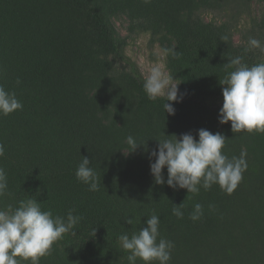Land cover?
Listing matches in <instances>:
<instances>
[{
	"label": "trees",
	"instance_id": "16d2710c",
	"mask_svg": "<svg viewBox=\"0 0 264 264\" xmlns=\"http://www.w3.org/2000/svg\"><path fill=\"white\" fill-rule=\"evenodd\" d=\"M252 1L264 5V0H0V85L23 104L22 110L0 115L5 146L0 167L11 192L0 198V208L35 198L54 216L74 209L82 217L75 235L65 234L39 264H128L118 237L145 227L153 213L160 217L161 237L175 245L169 264H264V133H233L230 121L218 119L219 81L234 70L225 63L237 56L249 66L264 62V51H246L249 38L264 42V12L255 18L246 12ZM217 12L233 13L238 21L207 20ZM119 17L128 19V37L148 34L162 50L180 52L166 57L183 97L168 102L174 115L163 109L166 98L150 100L144 92L145 78L127 57L126 37L117 29ZM199 129L229 139L224 149L229 157L247 153V170L232 194L214 184L193 196L154 182L155 158L149 155L154 139L189 132L198 139ZM129 135L146 145L128 153ZM82 157L97 173V191L75 176ZM163 175L166 180V168ZM172 203H183V218L172 214ZM195 203L204 206V216L194 222L189 216Z\"/></svg>",
	"mask_w": 264,
	"mask_h": 264
},
{
	"label": "clouds",
	"instance_id": "9594fccd",
	"mask_svg": "<svg viewBox=\"0 0 264 264\" xmlns=\"http://www.w3.org/2000/svg\"><path fill=\"white\" fill-rule=\"evenodd\" d=\"M150 3V0H144ZM226 42L227 36L220 37ZM249 49L264 51V42L249 38ZM173 48H165L162 55L173 58L180 52ZM227 75L219 83L222 85L223 105L219 111V123L231 122L233 133L255 131L264 133V62L249 66L242 56L230 58L225 63ZM174 76L165 72L160 63L154 64L143 81V90L150 100L164 97L163 109L169 115L175 114L173 103H179L183 97L179 95L178 84H173ZM20 80L17 79V84ZM167 101V102H166ZM23 104L15 92L0 85V115H9L22 110ZM198 139L191 132L175 134L157 141L155 149L150 151L154 162L150 163V171L154 182L159 185L167 184L172 188L186 189L193 196L198 195L201 188L208 191L218 185L227 194H232L243 179L247 170V153L241 151L239 157H229L224 149L227 139L222 133H212L206 129L198 130ZM170 137V138H169ZM129 152L138 146L146 145V141H138L132 135L127 138ZM5 154V146L0 143V157ZM92 162L88 157H82L75 176L78 181L89 186V191H97L99 182L97 173L90 167ZM167 169L165 180L163 170ZM10 196L6 171L0 167V198ZM41 202L35 198L20 200L17 206L8 204L0 208V264H39L41 257L51 254L54 243L72 232L82 219L74 215L70 209L67 216L53 215L51 209L45 211ZM173 204V203H172ZM184 205L173 204L172 214L183 218ZM210 210L214 205H208ZM204 216V206L195 203L189 218L198 221ZM126 223L132 225V218L126 217ZM146 226L138 231L121 234L118 237L120 245L127 255L128 264H136L137 260L143 264H169L174 249V242L161 237L159 225L160 217L153 213L145 221ZM19 258V259H18Z\"/></svg>",
	"mask_w": 264,
	"mask_h": 264
},
{
	"label": "rangeland",
	"instance_id": "374dc122",
	"mask_svg": "<svg viewBox=\"0 0 264 264\" xmlns=\"http://www.w3.org/2000/svg\"><path fill=\"white\" fill-rule=\"evenodd\" d=\"M249 14V17L255 18L257 15H260L264 12V5L259 4L256 1H252L250 8L246 11ZM234 14H226L224 12L213 13L207 16V20L216 19L217 22H223L222 20H231L234 23L238 21V17L236 16L234 19ZM241 19V18H240ZM239 19V20H240ZM117 29L121 33L123 37H126L127 46H126V55L129 59L136 62L140 67L142 75L144 78L149 74L150 68L156 64L160 63L165 72L169 74L167 65H166V57L162 55V49L159 45L154 44L150 41V36L148 34H140L128 37V19L126 17H119L115 19ZM249 23V18H244L241 20V28H248L247 24ZM241 34L235 33L234 41L236 43L241 42ZM173 84H176L173 82ZM223 105V98L221 99Z\"/></svg>",
	"mask_w": 264,
	"mask_h": 264
}]
</instances>
